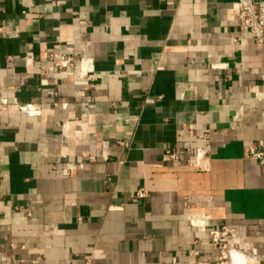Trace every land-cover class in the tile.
Listing matches in <instances>:
<instances>
[{
  "label": "crops",
  "instance_id": "crops-1",
  "mask_svg": "<svg viewBox=\"0 0 264 264\" xmlns=\"http://www.w3.org/2000/svg\"><path fill=\"white\" fill-rule=\"evenodd\" d=\"M236 1L0 0V264H218L223 227L264 264L247 157L264 152V45ZM55 55L98 78L46 72Z\"/></svg>",
  "mask_w": 264,
  "mask_h": 264
},
{
  "label": "built area",
  "instance_id": "built-area-1",
  "mask_svg": "<svg viewBox=\"0 0 264 264\" xmlns=\"http://www.w3.org/2000/svg\"><path fill=\"white\" fill-rule=\"evenodd\" d=\"M235 18L237 19L241 32L243 34H252L254 38L264 45V0H237L234 4ZM51 65L45 68L46 72H55L59 74L76 75L77 70L84 73L88 80H96L98 76L92 70H86L82 67V59L78 56L55 55L50 58ZM218 69L224 66H217ZM192 150L168 151L166 161H179L182 155L191 154ZM247 157L259 162L264 166V152L259 144H250L247 147ZM210 161V155L206 150L198 149L194 153V158L188 160L187 166L198 171L206 170ZM148 197V192L141 188L134 197V201H140ZM211 243L217 248L219 258L218 264H224L223 260L228 259L226 255V246L230 244H240L235 232L227 227L221 229L212 228L210 230ZM237 238V239H236ZM231 239V240H230ZM202 264V263H196Z\"/></svg>",
  "mask_w": 264,
  "mask_h": 264
},
{
  "label": "bare ground",
  "instance_id": "bare-ground-1",
  "mask_svg": "<svg viewBox=\"0 0 264 264\" xmlns=\"http://www.w3.org/2000/svg\"><path fill=\"white\" fill-rule=\"evenodd\" d=\"M85 66H86L85 68H88L87 65H85ZM242 251L245 252L244 250H242ZM231 257H232V259H231V262L229 264H247V262L251 259L250 255L247 256L240 251L239 252L232 251ZM253 260L255 261V258Z\"/></svg>",
  "mask_w": 264,
  "mask_h": 264
},
{
  "label": "rangeland",
  "instance_id": "rangeland-1",
  "mask_svg": "<svg viewBox=\"0 0 264 264\" xmlns=\"http://www.w3.org/2000/svg\"><path fill=\"white\" fill-rule=\"evenodd\" d=\"M237 239V238H236ZM231 240V239H230ZM243 244L242 243H240V244H230V245H227L226 246V255L228 254V251H230L229 252V255H228V259L227 260H223V262H224V264H229L230 262H231V259H232V251H237V252H243L242 250H243ZM251 256V255H250ZM254 261H250L248 264H250V263H253Z\"/></svg>",
  "mask_w": 264,
  "mask_h": 264
}]
</instances>
